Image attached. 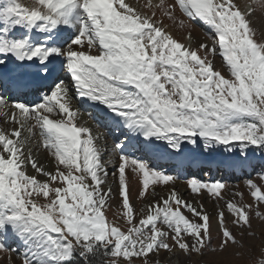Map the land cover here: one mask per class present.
<instances>
[{
  "label": "snow or ice",
  "instance_id": "snow-or-ice-1",
  "mask_svg": "<svg viewBox=\"0 0 264 264\" xmlns=\"http://www.w3.org/2000/svg\"><path fill=\"white\" fill-rule=\"evenodd\" d=\"M146 7L151 15L125 0L0 3V251L14 250L9 241L22 245V264H75L77 257L81 264H136L137 257H142L140 264H153L161 250L176 256L177 264H189L211 247L210 214L202 205L197 211L174 187L167 198L149 204L147 212L144 207L134 210L133 180L142 179L138 199L143 200L146 194L158 195L156 185L177 177L125 153L161 157L153 141L165 142L174 152L183 151L186 143L196 146L198 140L206 150H231L238 144L244 156L250 146L264 149V38H257L251 20L258 11L264 14V0L243 6L233 0H160ZM178 11L188 20L178 17ZM164 19L186 29L188 21L204 22L216 36L210 45L186 46L166 30ZM18 29L20 34H14ZM217 46L228 75L214 68ZM57 62L70 75L78 99L105 106L126 130L113 146L120 162L112 173H118L121 198L113 214L122 209L130 225L126 231L105 214L115 193L103 159L108 149L97 143L103 133L76 123L80 110L72 107L70 86L57 75ZM10 64L13 70L3 71ZM26 65L38 70L29 73ZM37 78H53L52 90L39 103H25L19 96ZM41 147L54 159V171L38 165L33 148ZM29 164L43 180L27 173ZM260 176L264 180V173ZM188 184L194 194L203 189L224 199L223 181L193 177ZM247 186L257 204L264 203L261 187L251 179ZM236 195L241 199L225 201L227 212L234 225L251 228V206ZM217 227L221 251L240 243L219 206ZM8 264H13L10 258ZM257 264H264V254Z\"/></svg>",
  "mask_w": 264,
  "mask_h": 264
},
{
  "label": "rangeland",
  "instance_id": "rangeland-1",
  "mask_svg": "<svg viewBox=\"0 0 264 264\" xmlns=\"http://www.w3.org/2000/svg\"><path fill=\"white\" fill-rule=\"evenodd\" d=\"M29 1V0H27ZM141 5L140 8L151 15V11L149 10L146 5H156L160 2V0H140ZM235 2V1H234ZM238 4L243 6L245 3H250L251 0H236ZM2 3V0H0ZM161 15L160 11L157 9L156 17ZM178 17L184 20H188V18L182 15L179 11L177 12ZM253 27L257 29V38L261 39L264 38V14L260 13L259 11L251 17ZM163 23L168 25L166 30L170 31L173 35V38L178 40L179 42L183 43L184 45L188 46L191 45L192 47H198L200 43H208L209 45L212 42V38L216 36L214 30L211 26L207 25L204 22H197L196 20L188 21L190 24V29L180 28L178 25L173 26L171 22L167 19H164ZM263 24V26H261ZM22 30H17L16 35H19ZM189 31L191 32V37L189 38ZM193 34V35H192ZM195 40V41H194ZM214 68L219 69L222 74L228 75L226 71V65L223 61V57L219 53V48L217 46V51L214 57H212ZM57 75H59L60 79L63 80L65 83L69 84L70 91H71V81L69 79V75L65 70L58 71ZM39 84H36L34 88L36 89L35 95L37 96L36 103L41 102V98L46 92H50L53 87V79L49 78L47 80H41ZM44 81V82H43ZM48 82V83H47ZM73 97H76V93H72ZM17 96V95H16ZM77 98V97H76ZM23 101L26 99L30 100V97L25 96L24 94L21 96ZM30 103V102H27ZM32 104V102H31ZM81 105V106H80ZM79 106V107H78ZM79 109L78 113V120L76 123L83 124L86 126L87 119L93 116L100 120H104L103 115L106 114L107 110L105 106L100 104H95L91 101L83 100L78 101V105L75 107ZM98 113V115H96ZM86 120H85V119ZM83 119V120H82ZM81 121V122H80ZM91 121V120H90ZM122 138L118 139L116 142L121 140ZM162 141H159V143ZM42 144V142H41ZM44 148H42L43 150ZM37 153V149L33 148V152ZM45 152L44 159H37L38 165H43L46 170L54 171L55 170V161L51 157L50 153L46 152V149L43 150ZM133 150H129L126 152V155H131ZM47 154V155H46ZM50 155V156H49ZM120 155V154H119ZM119 155L117 156V161L119 164ZM135 157H139L141 159L146 160L151 167L161 170L167 174H172L177 179L179 176H183V184L185 185V196L191 203H193L197 211H200V206H203V210L210 214L211 223L213 225L212 228V244L209 249H207L203 256H196L194 255L192 261H189V264H193L194 261L199 260L202 264H257L258 259L264 254V203L257 204L255 198L251 197L250 189L247 186V181L251 179L253 182L257 183L258 186L261 187L262 191H264V180L261 179L260 174L264 173V149L256 148V147H249L247 149V155L244 156L241 153V149L237 144L231 150L224 146H219L217 148L208 149L206 150L203 146L202 141L198 140L196 146L186 143L183 146V151L179 152V162L172 163L169 167L162 166L160 163L153 162V159L150 157V154H140L136 153L133 155ZM198 157L203 158V170L201 171L198 168H194L189 166L191 161L196 160ZM211 157H217L221 159L222 162L231 163L232 161H238V165L244 166L246 168L242 169V172L235 173V172H227L224 168L220 170H215L211 172L209 165L207 164V160ZM51 159V160H50ZM46 161V162H45ZM50 163V164H49ZM30 166V167H29ZM50 168V169H49ZM32 167L29 164L27 166V173L28 174H36L37 179L43 180L44 177L42 174H38L35 170H31ZM130 174V169L126 168V176ZM118 176V174H117ZM116 176V184L113 192L115 196L112 198L110 204V210L106 211V217L109 221H114L119 226H121V230L126 231L127 228L130 226L127 224V221L123 218L122 209L114 215V212H117L115 205L121 202V198L119 196V185H118V177ZM198 178L201 181L205 182H212V181H223L225 183V188L220 190V195L224 197V199H219L213 194H209L206 190H201V194H194L191 192L190 185L188 184L189 178ZM173 181L168 182V184H158L155 187L166 188L169 185H172ZM53 186H65L62 183H54ZM152 185L149 186L148 191L150 192L152 189ZM142 179L137 178L132 181L131 185V192H130V203L132 204L134 210L138 211L141 207L145 208V212H147V206L152 204L155 201H159L161 197H151L147 196L146 199L140 200L138 199V192L142 190ZM237 193L242 194L243 202L247 205L251 206V210L249 211V218L251 222V228L247 226H237L232 223L233 216L227 212L226 209V200H240L241 195H236ZM152 198L153 201H149ZM167 198V197H164ZM40 202H44V198L41 197ZM70 202V201H69ZM218 206L219 209L225 210L226 222L229 229L236 235L237 240L240 241L238 244H231L229 243L227 247L221 251L219 248L220 240L222 238V234H218L219 230L215 222H217V213H218ZM175 207V204H173ZM181 211L192 219V213L188 211L186 208L181 207ZM257 212L261 213V215H257ZM140 217L135 216L134 223L139 222ZM196 222H202L199 217L195 218ZM253 232L255 233L252 236H249L248 233ZM243 233V235H241ZM11 247L14 249L10 253H4L0 251V264H8L9 258L13 261V264H22V259L19 258L20 253L23 251V246L18 243H12ZM176 251L175 249L173 250ZM160 253H168L165 250H161ZM171 254V253H168ZM149 256H152V253H149ZM176 256L171 254V259L167 260L166 264H177V259L175 260ZM136 260V264H140L142 257L134 258ZM158 257H153V264ZM181 259L183 257L181 256Z\"/></svg>",
  "mask_w": 264,
  "mask_h": 264
},
{
  "label": "bare ground",
  "instance_id": "bare-ground-1",
  "mask_svg": "<svg viewBox=\"0 0 264 264\" xmlns=\"http://www.w3.org/2000/svg\"><path fill=\"white\" fill-rule=\"evenodd\" d=\"M234 1H235V3H238V2H236V0H233V2ZM22 2H24L25 4L29 3V1H27V0H22ZM125 3L141 5V1L140 0H125ZM261 26H263V24ZM13 68H14V66L10 64L9 68L5 69L3 71H10V70H13ZM25 68L27 69V71L29 73H35L38 70L36 65H31V66L26 65ZM60 68H61V65H60L59 62H57L58 71L60 70ZM16 71H20V69H16ZM53 78H51V79H53ZM69 79L71 81L70 75H69ZM40 82H42V81L39 80V78H37L36 83H34V85L32 87H30L29 89L25 90V96L26 97H30V100H27V101H26V99L24 100L25 103H27V102H30L29 104H31V102H32V104L36 103L37 96L35 95L36 89L34 88V86L36 84H39ZM71 88L72 89H71L70 92L76 93L74 87H71ZM8 95L12 96L13 98L19 96V94H17V93H10ZM19 98H21V96H19ZM78 101H81V103H82L83 100L82 99H78L76 97H73V101H72L73 109H76L75 107L78 105ZM96 115H98V113H96ZM103 118H104V120L102 121V120H100L98 118L95 119V117L92 116L90 118L91 121L87 119L86 126L89 127L93 131L94 134L96 132H98V131L103 133L104 139L101 140V141H97V143L104 144L106 146V148L108 149V151L105 152V154L103 156V159L108 161V171H109L108 182L111 185L112 190H113L116 187L115 186L116 177H114L112 175V173L116 172V168L118 166V164H117L118 163L117 156L119 155V153L114 150L113 146H114V144L116 143V141L118 139L123 138V136L125 135L126 130L123 127L122 123L120 121L114 119L113 118V114L109 113L108 111L106 112L105 115H103ZM0 123H2V121H0ZM83 124H84V122H83ZM4 126L8 127L9 130H10L11 126H7V125H4ZM117 128H119V132H117ZM153 147L159 153L162 154V156L158 157V158H153L150 155V157L153 159V162L160 163L162 166H166V167H169L170 164L172 165V163H178L179 162V158H178L179 157L178 156L179 152H174L169 147H166L165 142H160L159 143V141H153ZM42 148L43 147H41L39 150H37V153H35V151L33 152V155L35 157H37L38 160L39 159H44L45 152L43 151L44 149L42 150ZM46 152H47V150H46ZM136 153L143 154L144 152H142V151H134L133 150L131 155H135ZM203 163H204L203 158L198 157L196 160L191 161L189 166L194 167V168H198V169H200L202 171L203 170ZM207 164L209 165V168L211 169L210 170L211 172H214L215 170H220L221 168H224L225 171L230 172V173L232 171L235 172V173H240V172H242L243 168H246L244 166L238 165V161L237 162L236 161H232L231 163H225V162H222L221 159H219L217 157L209 158L207 160ZM182 180H183V176H181V177L179 176L178 179H175L173 181L172 185H169L166 188L156 187V191H157L158 195L155 196V197H157V198L161 197V196L167 197L168 194L171 192L172 188L174 187L177 190L178 194L181 196V198L187 199V197L185 196V191L187 189L185 190V185L183 184ZM149 201H153L152 198H150ZM215 225H217V222H215ZM174 258H175V260L177 259L176 257H174ZM158 259L161 261V264H166L167 260L171 259V254L160 253Z\"/></svg>",
  "mask_w": 264,
  "mask_h": 264
},
{
  "label": "trees",
  "instance_id": "trees-1",
  "mask_svg": "<svg viewBox=\"0 0 264 264\" xmlns=\"http://www.w3.org/2000/svg\"><path fill=\"white\" fill-rule=\"evenodd\" d=\"M75 264H81V262L79 260V257H77V260H76Z\"/></svg>",
  "mask_w": 264,
  "mask_h": 264
}]
</instances>
